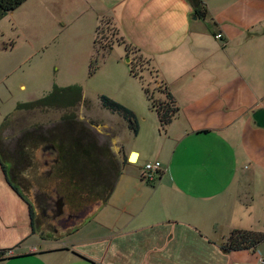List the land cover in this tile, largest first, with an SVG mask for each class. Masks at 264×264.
Returning a JSON list of instances; mask_svg holds the SVG:
<instances>
[{
	"label": "crops",
	"instance_id": "obj_1",
	"mask_svg": "<svg viewBox=\"0 0 264 264\" xmlns=\"http://www.w3.org/2000/svg\"><path fill=\"white\" fill-rule=\"evenodd\" d=\"M28 3L59 12L54 20L64 28L85 27L90 58L95 30L110 18L155 67L179 113L162 132L156 117L160 140L153 159L161 167L154 182L145 184L144 164L138 166L147 154L122 138L117 145L114 138L113 153L122 161L115 188L61 236L31 227L27 204L0 179V250L13 248V257L0 264H264V242L254 251L220 248L233 230L264 233V0H27L22 5ZM135 114L145 120L143 113ZM126 167L138 173L129 174ZM125 175L135 191L151 187V196L116 198L128 185ZM64 236L69 240L61 243Z\"/></svg>",
	"mask_w": 264,
	"mask_h": 264
},
{
	"label": "rangeland",
	"instance_id": "obj_2",
	"mask_svg": "<svg viewBox=\"0 0 264 264\" xmlns=\"http://www.w3.org/2000/svg\"><path fill=\"white\" fill-rule=\"evenodd\" d=\"M37 5H21L10 17L0 21V157L1 160L4 159L3 164L6 167L9 164L21 171L32 167L33 151L28 147H31L35 140L36 143L43 142L42 137L55 143L69 139L76 147L77 141L84 146H95L93 150L99 153L98 159L103 165L106 163V152L108 157L112 156L122 165L117 154L113 153L112 145L114 138L117 145L118 140L122 138L126 146H137L147 154L146 163H154L153 153L156 151L153 150L156 142L160 140L158 129H154L156 115L154 111L150 113L142 83L129 74L130 59L126 56L124 48L115 44L121 36L114 23L110 18H103L100 22L97 47L102 49L110 42L114 47L99 56L95 70L91 72L89 66L94 49L92 57H88L92 43L86 41V28L80 26L81 24L64 28L54 20V14L59 12L43 10ZM15 22L21 25V31L17 30ZM146 62V59L140 60L136 55V72L154 97L162 99L163 96L157 92L161 80ZM77 88L81 90L82 98L74 107H38L29 111L17 109L19 104L37 102L54 95L57 90L73 94ZM101 95L134 113H143V122L141 117H137L139 131L136 136L128 133L120 117L101 107ZM67 116H73L72 124L65 122ZM23 157H26L25 161H21ZM145 162L140 159L138 166L145 165ZM125 170L133 175L138 173L137 169L131 172L126 167ZM0 179H4L1 172ZM124 180L128 185L122 189L120 187L116 198L134 193L142 198L151 196L153 189L145 185V181L144 189L135 191L136 185L127 175ZM111 181L112 178L108 174L104 180L105 188L110 186ZM100 190L104 194L105 190ZM102 194L99 196L102 197ZM223 220L224 218L221 223ZM210 223V220H206L204 224L209 227ZM96 224L97 220L91 222L92 227ZM34 240L39 241L35 237ZM68 240L69 237L64 236L60 242ZM10 253L13 254V251Z\"/></svg>",
	"mask_w": 264,
	"mask_h": 264
},
{
	"label": "flooded vegetation",
	"instance_id": "obj_3",
	"mask_svg": "<svg viewBox=\"0 0 264 264\" xmlns=\"http://www.w3.org/2000/svg\"><path fill=\"white\" fill-rule=\"evenodd\" d=\"M41 139L43 142L35 140L28 147L33 151L32 167L22 171L9 164L6 167L3 159L4 170L0 166V172L27 204L32 227L42 235L58 237L68 226L95 211L102 198L90 188V164L75 160L82 153L78 143L76 147L71 140L64 141L63 156L53 141Z\"/></svg>",
	"mask_w": 264,
	"mask_h": 264
},
{
	"label": "trees",
	"instance_id": "obj_4",
	"mask_svg": "<svg viewBox=\"0 0 264 264\" xmlns=\"http://www.w3.org/2000/svg\"><path fill=\"white\" fill-rule=\"evenodd\" d=\"M27 0H0V20L3 19L7 14L13 12L18 7H20L24 2ZM199 10V7L197 8ZM204 15V14H202ZM111 20V19H110ZM112 21V20H111ZM101 22V21H100ZM97 26L95 30V38L93 41V49H94V56L91 59L90 62V69L91 72L95 70V64L99 58L100 55H104L108 53L113 47V43H109L106 45V47H103L102 49L97 47L98 44V34H99V27L100 23ZM117 46H122L125 50V54L130 59V65H129V74L131 77L138 79L142 83V90L143 93L149 103L150 109L155 112V115L157 117L159 126L161 130H164L171 122L172 120L178 115L179 108L165 82H163L160 77L158 76V72L155 69V67L147 60L146 64L150 65L156 74L157 78L160 81V86L157 89V92L163 96V98H155L153 93H151L147 87L143 83V80L141 76H139L136 72V66L134 63V57L137 55L138 59L141 60L143 58L139 51L129 45L122 37L115 43ZM144 84V85H143ZM78 89V88H77ZM81 90H76L75 93L69 94L66 91L57 90V93L55 92L54 95H51L49 97H45L37 102L30 103V104H19L18 110H32L38 107H58V108H70L77 105L78 101L81 100ZM56 100V103H55ZM74 100V101H73ZM100 105L103 109L107 110L111 114H115L118 117H120L127 125V128L133 135H137L139 131V122L138 118L135 115L134 112H132L130 109L124 107L123 105L113 101L112 99L101 95L99 97ZM66 123L71 124L73 121V116H67L65 119ZM69 140V139H68ZM66 141V140H65ZM64 141H60L55 143L61 152V154L65 153V149L62 145ZM78 145L81 147V152L79 154V157H77V161L79 162H86L88 167L87 176L90 180V188L93 189V191L99 192V194H102L101 188L105 191L102 194L101 201H106L109 196L111 195L114 186L117 182V179L121 173V165L116 162L112 156L108 157L106 152V163L105 165L101 164L98 159V154L93 150L95 146H84L83 144L79 143L77 141ZM91 147V148H90ZM1 156V154H0ZM24 156V155H23ZM2 157V156H1ZM0 157V166L2 170H4V166L1 162ZM109 158V159H108ZM26 157H23L21 161H25ZM81 159V160H80ZM125 161V160H124ZM97 164L99 167H97ZM5 173V171H3ZM110 175L112 178L111 183L109 184L108 188H105L104 180L106 179L107 175ZM113 177H112V175ZM158 174V172H157ZM143 181H145L142 178ZM5 181L8 184V186L23 200L22 196L18 193L17 189L11 184L9 179L5 176ZM146 184L151 185L153 182L145 181ZM89 186V183H88ZM92 191V192H93ZM96 192V193H97ZM24 201V200H23ZM32 218V215H31ZM32 227V223L30 224ZM264 242V233L262 232H254V231H248V230H233L229 233L226 240L221 245V250L230 253V252H237V251H254L259 245H261ZM13 248L11 249H1L0 250V262L5 261L7 259L12 258V255H9V252H12Z\"/></svg>",
	"mask_w": 264,
	"mask_h": 264
},
{
	"label": "built area",
	"instance_id": "obj_5",
	"mask_svg": "<svg viewBox=\"0 0 264 264\" xmlns=\"http://www.w3.org/2000/svg\"><path fill=\"white\" fill-rule=\"evenodd\" d=\"M215 38L217 40H221L222 36L220 34L215 35ZM160 163L154 162V163H146L143 167V179L148 182H154L155 176L157 172L160 171ZM9 255H12L10 253Z\"/></svg>",
	"mask_w": 264,
	"mask_h": 264
},
{
	"label": "bare ground",
	"instance_id": "obj_6",
	"mask_svg": "<svg viewBox=\"0 0 264 264\" xmlns=\"http://www.w3.org/2000/svg\"><path fill=\"white\" fill-rule=\"evenodd\" d=\"M129 158H130V162H132V163H135L136 160H137V156L136 155L129 156Z\"/></svg>",
	"mask_w": 264,
	"mask_h": 264
},
{
	"label": "water",
	"instance_id": "obj_7",
	"mask_svg": "<svg viewBox=\"0 0 264 264\" xmlns=\"http://www.w3.org/2000/svg\"><path fill=\"white\" fill-rule=\"evenodd\" d=\"M85 219V216L82 217L78 222L81 223ZM69 228V227H68Z\"/></svg>",
	"mask_w": 264,
	"mask_h": 264
}]
</instances>
